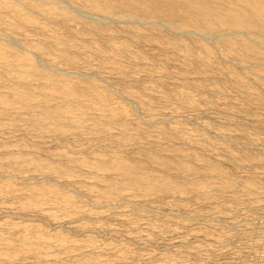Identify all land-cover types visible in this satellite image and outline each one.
Segmentation results:
<instances>
[{
    "label": "rangeland",
    "instance_id": "obj_1",
    "mask_svg": "<svg viewBox=\"0 0 264 264\" xmlns=\"http://www.w3.org/2000/svg\"><path fill=\"white\" fill-rule=\"evenodd\" d=\"M190 5L0 0V264H264V32Z\"/></svg>",
    "mask_w": 264,
    "mask_h": 264
},
{
    "label": "bare ground",
    "instance_id": "obj_2",
    "mask_svg": "<svg viewBox=\"0 0 264 264\" xmlns=\"http://www.w3.org/2000/svg\"><path fill=\"white\" fill-rule=\"evenodd\" d=\"M180 2V0H173ZM189 7L180 8L183 12H190L200 15L202 20L210 27L215 29V25L232 20L233 25L240 33H257L262 35L264 32L263 21L264 9L258 7L259 0H226L237 6L229 7L223 12L224 0H188ZM243 30V31H241ZM219 33V32H218ZM234 33V32H233ZM252 34V33H251ZM215 35V34H214ZM218 36V35H217Z\"/></svg>",
    "mask_w": 264,
    "mask_h": 264
}]
</instances>
